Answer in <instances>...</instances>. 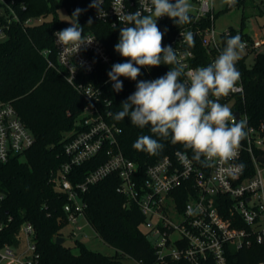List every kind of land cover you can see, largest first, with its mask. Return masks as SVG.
<instances>
[{
  "label": "trees",
  "instance_id": "16d2710c",
  "mask_svg": "<svg viewBox=\"0 0 264 264\" xmlns=\"http://www.w3.org/2000/svg\"><path fill=\"white\" fill-rule=\"evenodd\" d=\"M1 6L5 10L13 9L19 20L9 21L0 14V26L4 27L6 37L0 41V100L11 101L20 117L35 135V143L23 153L16 154L8 161H0V249L8 245L18 249L23 243V225L31 223L34 227L33 240L38 254L37 264H123V259L133 257L141 264H153L160 260L156 248L148 234L142 229L144 214L133 203L124 205L127 198L117 191L120 179L112 174L90 185L83 194L86 203L85 214L97 235L116 251L112 256L105 255L87 247L81 240L75 239L74 246L57 243L58 237H64L62 227L68 224L64 205L67 195L57 191L50 181L51 174L58 171L68 157L64 152L66 132L74 131L77 121L85 106V99L70 85L62 72L64 68L57 60L54 42L56 30L70 27V23L59 16V10L65 9L71 17L79 8V25L84 28L83 35L95 34L106 46L111 55V64L106 65L97 60L92 73L80 74L83 81L99 83L106 77L116 63L127 62L114 50L119 41L122 24L113 26L97 17V9L89 7L92 0H4ZM263 1V0H261ZM247 0H237L235 6H244ZM234 6H229L231 8ZM191 22L177 25L166 17L157 21L164 33L163 46L170 43L178 31L185 27L204 29L211 25L209 17L196 19L189 13ZM29 17L41 18L34 25H24ZM91 18L92 24L88 25ZM216 18V15H215ZM214 18V20H215ZM245 18V17H244ZM72 19V18H71ZM244 21L239 30L231 29L229 35H222L223 47L228 38L241 31L243 39H251L245 33ZM194 36L193 49L197 58L193 65L210 64L211 57L202 45L201 36ZM48 51L46 54L45 52ZM245 86L244 110L249 116L250 124H264V49L260 50L252 64L242 61L240 64ZM171 66L161 64L158 67H142L137 80L125 78L123 89L110 92L109 105L112 116L109 121L121 127L120 147L124 154L139 163L141 167L157 159L172 155L177 150L185 149L181 144H172L167 139L151 133L150 127L139 128L131 124L130 117L116 121L113 116L122 110L121 104L136 91L140 79L145 81L164 76ZM142 135H150L164 145L156 155H150L133 148L134 142ZM264 151H256V154ZM97 157L73 169L70 179L73 183L82 181L85 175L101 163ZM248 170L254 169L249 153H245ZM78 249V252L74 251ZM233 264H257L264 261V245L254 243L231 255ZM168 264L167 262L163 261ZM174 264H190L185 260Z\"/></svg>",
  "mask_w": 264,
  "mask_h": 264
},
{
  "label": "built area",
  "instance_id": "2783aa9c",
  "mask_svg": "<svg viewBox=\"0 0 264 264\" xmlns=\"http://www.w3.org/2000/svg\"><path fill=\"white\" fill-rule=\"evenodd\" d=\"M195 1L198 4L193 12L196 19L209 17L211 25L204 29L185 27L166 45L175 49L178 61L185 66V72L206 66L193 65L197 54L181 33L190 31L193 35L201 36L202 45L211 57V64L224 49L222 35L231 32L227 29L218 34L215 30L213 0ZM102 7L106 15L97 14V17L116 26L121 24L118 15L137 10L147 15L152 5L151 0H103ZM14 18L19 20L18 14ZM41 20L29 17L24 25H34ZM5 34L4 27H1L0 36ZM237 34L241 35V31ZM84 37L93 42L82 46L75 54L70 47L63 50L54 35L57 60L64 68L62 74L86 101L81 113V126L75 128L64 143L68 159L50 178L53 187L67 195L64 210L68 223L76 224L79 217L87 219L83 194L90 185L115 174L120 179L117 191L127 198L124 205L133 203L139 207L145 216L142 226L148 237H156L153 245L157 255L168 264H174L177 260H185L190 264H233L231 255L236 251L254 243L264 245V154H256V151H264V124L255 126L249 122L244 110L245 86L240 67L242 61L248 64L246 57L249 54L256 56L264 49V39H243L246 47L236 63L240 72L237 90L219 100L231 108L237 120H247V136L241 142L237 155L229 159H216L209 162L210 166H205L204 157H201L200 162L192 159L194 154L191 149L177 150L172 155H165L141 167L137 161L124 154L119 142L122 129L109 121L111 100L108 95L112 91L116 92L114 82L109 77L99 83L80 78L82 71L92 73L96 69L97 60L106 65L111 64V55L103 42L93 33H87ZM119 79L124 85L125 78ZM142 80L145 81H139ZM151 80L154 78L147 81ZM236 113L240 114V118ZM34 143L35 135L13 103L0 100V161H8L10 157L31 148ZM245 153L251 156L254 169L251 175L246 174L248 167ZM97 157H102L103 161L90 170L82 181L73 183L70 179L73 169ZM2 198L0 195V200ZM76 229L81 230L82 227L76 225ZM22 231L27 249L22 255H17L15 249L6 245L0 249V261L10 259L18 264H37L34 227L26 222ZM23 256L26 261L22 260ZM257 264H264V261Z\"/></svg>",
  "mask_w": 264,
  "mask_h": 264
},
{
  "label": "clouds",
  "instance_id": "9594fccd",
  "mask_svg": "<svg viewBox=\"0 0 264 264\" xmlns=\"http://www.w3.org/2000/svg\"><path fill=\"white\" fill-rule=\"evenodd\" d=\"M225 3L235 6L237 0H225ZM151 5L147 15L140 10L118 15L120 23L127 26L121 27L114 50L127 62L114 64L108 77L114 82V90L119 92L123 89L120 77L135 81L142 67L152 68L161 64L173 67L157 79L139 81L136 91L121 104L122 110L113 118L122 121L130 117L132 125L139 128L148 126L151 133L164 139L170 136L172 144H181L192 150L193 160L200 162L204 157L205 166H210L209 162L216 159L235 157L247 136V120H237L231 108L219 100L237 90L240 72L236 63L246 47L245 42L239 34L232 36L214 62L185 72L175 49L163 46L164 33L157 20L167 16L177 25L190 23L189 0H151ZM102 6L103 0H92L89 5L97 9L99 16L106 15ZM82 11L77 8L70 17L72 19L67 21L71 26L54 33L58 45H62L63 50L70 47L75 54L82 46L93 42L84 37V28L78 23ZM91 24L89 18L88 25ZM181 36L194 46V36L190 31L181 33ZM132 146L150 155H156L164 147L150 135L140 136ZM178 155L187 159L183 154Z\"/></svg>",
  "mask_w": 264,
  "mask_h": 264
},
{
  "label": "rangeland",
  "instance_id": "374dc122",
  "mask_svg": "<svg viewBox=\"0 0 264 264\" xmlns=\"http://www.w3.org/2000/svg\"><path fill=\"white\" fill-rule=\"evenodd\" d=\"M5 3L4 0H0V14L8 18L9 21L15 19L17 14L15 10L9 9L5 10L4 6H1ZM191 5L190 12H195L197 9V2L195 0H189ZM214 13L216 18L214 20L215 30L218 34L226 31L231 26L236 30H239L242 22L244 21L245 26L249 29V36L256 39H264V0H247L244 6H234L228 8V4L225 3V0H213ZM59 16L65 20L69 21L71 18L65 9L59 10ZM245 17V18H244ZM3 26H0V28ZM6 37L5 35L0 36V41ZM248 64H252L255 60V54L251 53L246 57ZM83 116L80 115L77 126H81ZM73 131L66 132V136H70ZM262 175L264 180V164L262 165ZM76 225L82 227L81 230L76 229ZM142 229L146 232L145 228L142 226ZM61 232L64 234L65 244L68 246H74L75 239L81 240L87 247L94 251H99L105 255L112 256L115 254L116 249L110 244L102 240L98 235L95 229L84 217H79L76 224H65ZM73 232H76L74 235ZM149 239L152 244L155 243L156 237L149 236ZM27 249V242L23 240L21 246L16 249L17 255H22ZM75 252H78L77 248H74ZM23 261H26V257H22ZM0 264H18L13 260L4 259L0 261ZM123 264H141V262L133 257H126L123 259ZM153 264H166L162 260H158Z\"/></svg>",
  "mask_w": 264,
  "mask_h": 264
},
{
  "label": "water",
  "instance_id": "95a60500",
  "mask_svg": "<svg viewBox=\"0 0 264 264\" xmlns=\"http://www.w3.org/2000/svg\"><path fill=\"white\" fill-rule=\"evenodd\" d=\"M234 27H230L229 29H233ZM245 33H248L249 32V29L246 27L245 30H244ZM236 116L238 118H240V114L239 113H236ZM262 160L264 161V157H262ZM65 241V238L64 237H58L57 238V243H63Z\"/></svg>",
  "mask_w": 264,
  "mask_h": 264
}]
</instances>
